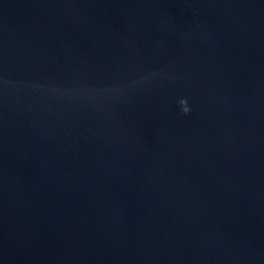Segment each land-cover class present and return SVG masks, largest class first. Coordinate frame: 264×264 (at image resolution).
<instances>
[{"label": "water", "instance_id": "95a60500", "mask_svg": "<svg viewBox=\"0 0 264 264\" xmlns=\"http://www.w3.org/2000/svg\"><path fill=\"white\" fill-rule=\"evenodd\" d=\"M0 264H264V0H0Z\"/></svg>", "mask_w": 264, "mask_h": 264}, {"label": "clouds", "instance_id": "9594fccd", "mask_svg": "<svg viewBox=\"0 0 264 264\" xmlns=\"http://www.w3.org/2000/svg\"><path fill=\"white\" fill-rule=\"evenodd\" d=\"M180 104L182 106V110L184 113H188L189 108L187 107V101L186 100H181Z\"/></svg>", "mask_w": 264, "mask_h": 264}]
</instances>
